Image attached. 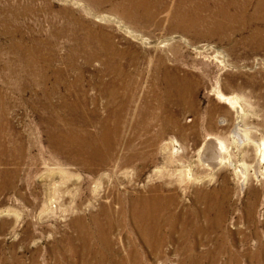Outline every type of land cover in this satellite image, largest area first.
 Here are the masks:
<instances>
[{"label": "rangeland", "instance_id": "374dc122", "mask_svg": "<svg viewBox=\"0 0 264 264\" xmlns=\"http://www.w3.org/2000/svg\"><path fill=\"white\" fill-rule=\"evenodd\" d=\"M153 1L156 20L131 0H0V264L264 255V41L252 34L264 19L214 33L211 21L171 12L216 5ZM231 97L249 130L240 143ZM69 134L104 136L109 159L62 147ZM215 137L227 149L212 165L200 150ZM156 195L145 232L132 205Z\"/></svg>", "mask_w": 264, "mask_h": 264}, {"label": "bare ground", "instance_id": "6f19581e", "mask_svg": "<svg viewBox=\"0 0 264 264\" xmlns=\"http://www.w3.org/2000/svg\"><path fill=\"white\" fill-rule=\"evenodd\" d=\"M182 1H186V0H181V2ZM195 2H197L199 6L201 5V7L204 5L203 7L205 8H208L210 7V5L214 4L216 5L215 6L216 10L210 15H207V14L199 15L197 13H200V12H198V10L196 9H194V11L191 12V11H187L186 9L177 7L173 12H171L172 18L175 17L176 19L181 20L182 18L190 17V23L195 22L196 20H200V19L201 20L205 19V21H211V25L208 29L214 33L216 32L222 33L223 31H225V29L232 28L233 26H234L233 29H235L236 25L234 24L236 23H239L240 27L243 28L246 26L247 23H250L257 17L264 19V0H195ZM131 5L135 7H143L144 10L142 13L144 15H141V16H143L145 19H148V20H156L155 18H157L159 12L163 8L162 3L158 4V1H153V0H143V2L141 0H134V1L131 0ZM250 8H252V11L248 12V9ZM252 34L254 37H256L255 35H259V37L262 38V41H264V29L260 30V33L259 32L257 33L256 31V34L254 32ZM227 99L229 103L232 105V107L236 109L237 120H238L232 129L231 140H233V142L235 143L236 142L240 143L242 141H245L249 137V130L244 128L243 125L239 122V118H240L239 111L242 109H241V106L238 105L237 98L231 97ZM104 132H105V135H107L106 130H102V133ZM66 136L67 135H65L64 137L62 136L60 138L62 147L79 149V151H81L85 155V159L87 161H93V160H98L100 162L106 161L107 159H109L111 155V150L114 147L113 146L114 144L105 140L104 136H97L95 138L93 137V141L87 138L85 139L82 138L81 140V139L74 137L71 134H69L67 137ZM226 149H227V144L225 140L219 137H215L214 139H210L207 142L206 147L205 146L202 147V149L200 150V154L207 163L216 165V164H220L224 162L223 161V158L225 159L224 151H226ZM257 153H258L257 162L259 164L262 161H264V139L263 138L261 141L257 142ZM239 167H240V170L244 174L243 177L245 180L247 178L246 169L245 167H243V165H240ZM159 200H160V197L157 195L153 198L152 197L151 198L150 197L149 198L140 197L137 200V202L132 205L133 210L137 208L138 210L137 215H142L141 218L143 219V227H144L145 232L151 231L152 230L151 225L154 227V224L157 222V212L159 211L161 207V205L159 204L160 202ZM260 247L261 246H259L258 249ZM229 254H230L229 259L226 264H238L239 256L241 253L230 252ZM247 254H248L247 256L252 258V261H254L257 264L264 262V255H259L258 253H256V251L248 252Z\"/></svg>", "mask_w": 264, "mask_h": 264}]
</instances>
